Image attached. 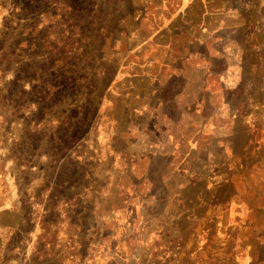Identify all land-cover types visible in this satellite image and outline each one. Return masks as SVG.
I'll list each match as a JSON object with an SVG mask.
<instances>
[{"label":"rangeland","instance_id":"1","mask_svg":"<svg viewBox=\"0 0 264 264\" xmlns=\"http://www.w3.org/2000/svg\"><path fill=\"white\" fill-rule=\"evenodd\" d=\"M184 56L190 69L232 64L239 86L221 96L246 112L264 83V0H0V264H234L236 244L262 257L261 128L216 199L243 228L234 215L217 233L198 221L208 232L180 250L172 235H133L128 87L139 68L165 80Z\"/></svg>","mask_w":264,"mask_h":264},{"label":"crops","instance_id":"2","mask_svg":"<svg viewBox=\"0 0 264 264\" xmlns=\"http://www.w3.org/2000/svg\"><path fill=\"white\" fill-rule=\"evenodd\" d=\"M191 59L182 57L181 65L168 69L163 81L153 72L139 68L133 74V85L128 87L133 90V127L127 130L126 144L133 175V235H172L173 245L180 243L181 236L207 233L206 227L197 225L201 220L215 224L217 233L228 217L232 216L234 222V215L243 228L246 221L238 210L231 212L217 203L218 189L235 185L234 171L239 163L242 168H249L242 158L255 153L250 140L259 139L260 128L264 138V83L256 85V99L247 95V111L237 114L221 96L239 86L233 82L232 64L222 72L211 66L190 69L187 63ZM170 79L177 83L168 84ZM166 85L170 86L169 100L159 93V87ZM167 102L170 112L165 109ZM221 103L226 107L222 108ZM115 138L125 141L121 136ZM152 204H163L165 210L159 215L151 213ZM202 207L205 212L200 214L197 208ZM149 218H159L162 224H145L143 219ZM186 221L193 225L186 228ZM178 222L183 223V228ZM258 246L264 247V243ZM234 247V264H264V250L262 257L254 258L250 246Z\"/></svg>","mask_w":264,"mask_h":264}]
</instances>
